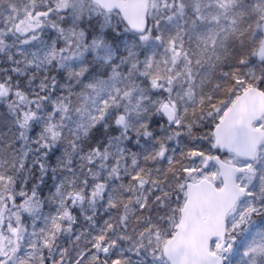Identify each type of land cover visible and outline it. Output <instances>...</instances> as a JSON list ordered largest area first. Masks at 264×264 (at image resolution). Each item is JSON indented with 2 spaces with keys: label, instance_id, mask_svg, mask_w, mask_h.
<instances>
[{
  "label": "snow or ice",
  "instance_id": "snow-or-ice-1",
  "mask_svg": "<svg viewBox=\"0 0 264 264\" xmlns=\"http://www.w3.org/2000/svg\"><path fill=\"white\" fill-rule=\"evenodd\" d=\"M0 264H264V0H0Z\"/></svg>",
  "mask_w": 264,
  "mask_h": 264
}]
</instances>
